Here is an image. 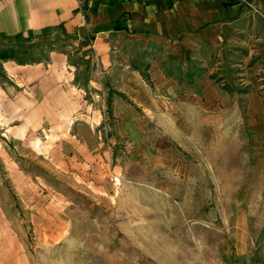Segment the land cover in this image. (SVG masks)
Segmentation results:
<instances>
[{
	"label": "rangeland",
	"instance_id": "obj_1",
	"mask_svg": "<svg viewBox=\"0 0 264 264\" xmlns=\"http://www.w3.org/2000/svg\"><path fill=\"white\" fill-rule=\"evenodd\" d=\"M225 2L212 47L0 37V264H264V0Z\"/></svg>",
	"mask_w": 264,
	"mask_h": 264
},
{
	"label": "crops",
	"instance_id": "obj_2",
	"mask_svg": "<svg viewBox=\"0 0 264 264\" xmlns=\"http://www.w3.org/2000/svg\"><path fill=\"white\" fill-rule=\"evenodd\" d=\"M225 1L0 0V37L56 28L66 33L94 31V53L101 60L109 59L115 39L168 42L170 47L182 49L188 47L187 42L199 40L204 43L200 46L212 47L220 37L228 39L229 29L244 12L243 7ZM86 5L90 13H85ZM49 115L53 113L49 111ZM95 117L79 114L78 138L66 140L65 147L103 145L94 131Z\"/></svg>",
	"mask_w": 264,
	"mask_h": 264
}]
</instances>
